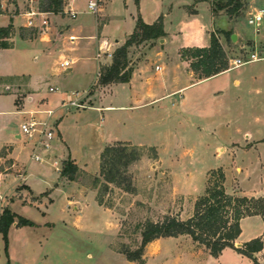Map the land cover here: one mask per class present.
I'll return each mask as SVG.
<instances>
[{"label": "rangeland", "instance_id": "obj_1", "mask_svg": "<svg viewBox=\"0 0 264 264\" xmlns=\"http://www.w3.org/2000/svg\"><path fill=\"white\" fill-rule=\"evenodd\" d=\"M124 1L128 6V14L122 18L119 13L115 16V11H119L124 3H108L114 10L112 16H115L108 34L112 40L133 30V19L140 17L141 0ZM166 1L165 7L172 9L167 22L170 31H178L181 24H187L188 32L200 31L203 37L208 38L205 29H211L210 2H203L196 7L199 12L197 17L184 20L182 5L189 0ZM240 1L243 5L240 15L230 17L225 11L220 12L209 33L214 34L225 47L229 64L222 73L229 71V79L243 77V86L232 89L225 79L187 87L188 73L176 63L174 48L169 44L161 53L154 50L148 53L151 46H158V40L131 47L128 58L132 70L134 68L130 59H144L148 54L141 86H145L148 77L152 80L149 86L157 93L154 102L143 93L132 95L123 87L114 89L101 102L108 90L93 87L86 98L85 109H64L53 117L56 139L49 163L41 164L29 158L28 167L20 171L23 181L18 179L17 174H9L2 179L0 194L6 197H11L18 189L30 190L31 197L27 199L32 205L16 203L12 209L38 225L21 229L11 226L8 232V254L10 248L16 258L25 253L30 256L29 264H140L128 261L120 250L128 247L134 251L140 247L142 237L139 226L147 221L160 222L166 217L186 220L191 217L196 200L206 192L210 171L219 168L224 171L225 188L231 195H264V61H249L253 53L259 56L258 61L263 58L261 48L264 46V37H258L257 45L253 37L255 34L262 35L264 25L253 27L247 22L250 15L264 8V0ZM27 2L30 8L39 6L36 0ZM155 2L147 0L145 9L155 7ZM87 4L88 0H83L76 8L87 11ZM193 8L188 7L189 14L195 12ZM11 10L12 6H9L8 12H0V27L13 24L19 29L27 23V18L12 16ZM94 17L95 14L90 12L89 15L80 16L78 21H91ZM40 18L36 17L38 24ZM46 19L49 22V18ZM44 29L38 25L30 30H36L37 36ZM236 30L240 40L233 44L228 34H234ZM93 33L87 31L82 36ZM16 37L20 40L18 33ZM88 42L80 41L86 46ZM93 50L94 47L88 45V51L82 56L93 57ZM190 50L183 49L180 53L182 58L183 55L189 57ZM232 59H242L246 63L236 68L230 64ZM54 63L40 62L35 70H31L34 83L30 91L36 100L57 99L53 103L56 106L59 99L67 100L69 96H60L49 90L50 87H57L56 77L62 73ZM97 66V62L91 60L79 62L76 66V75L82 81L79 84L80 93L84 92V82L96 79ZM157 66L162 70L156 71ZM195 77L198 78L197 75ZM178 88H183L182 92L175 93ZM169 94H172L171 97ZM4 119L11 135L20 130L21 115L15 113L3 117L0 112V128L4 126ZM246 134L263 140L249 147L251 140ZM110 138L131 146L155 148L157 151L156 159L152 157L153 152L147 151L127 169V176L136 193H127L110 185L105 201L113 207H101L112 211L115 218L99 212L96 199L84 192L76 182L66 179L59 181L60 168L56 169L53 165L55 159L59 162L70 159L89 174L96 175L100 169V156L106 148L104 144ZM23 146L31 154L29 147L24 143ZM220 148L223 149L219 151ZM60 165L62 167V162ZM237 166L241 172L236 170ZM2 169V175L12 171L8 162ZM32 197L41 198V201L32 200ZM69 199L75 202L78 210L69 208ZM24 244L26 247L23 250ZM2 246L6 255V243L0 234ZM207 254H210L209 250L194 242L190 236L159 238L144 249L142 264H200V259Z\"/></svg>", "mask_w": 264, "mask_h": 264}, {"label": "crops", "instance_id": "obj_2", "mask_svg": "<svg viewBox=\"0 0 264 264\" xmlns=\"http://www.w3.org/2000/svg\"><path fill=\"white\" fill-rule=\"evenodd\" d=\"M27 1L34 2V0H0L1 13L4 11L8 12V7L12 6V10H11L12 16H24L27 18V23L23 24L21 27H19V29L13 25L16 30V33L13 39L11 40L13 43V47L10 49H0V112L2 113L3 117L13 116L15 115V113H18L19 115L22 116L21 123H23L25 119L29 118L28 112H37V111L52 109L55 110V115H56L58 112L64 110L60 107V103L63 100V98L59 99L58 104L54 106L53 103L57 100L55 98L54 99L40 98L36 100L32 96L33 92L30 91V86L34 83V75H33L34 73L31 72L32 69L35 70L40 62L42 63H46V61L55 62L54 64L57 66L58 70L60 69L62 71V73L56 77L57 87L55 88L54 92L59 93L60 96H62V94L65 95L68 94V96L70 97L71 92H74L76 90H77L76 92H79L80 90L79 84H81L82 82L81 77L76 75L77 72L76 66L78 65V63L84 62L85 60L95 61L98 64L97 71H99V69H101L104 66H109L112 63L113 57L109 58L108 54L113 55L114 52L119 47L125 44L128 38L133 34L136 27V21L138 19V18L133 19V21H135L133 30L132 29L129 30L127 33L124 34L123 37H115L114 40H112L108 37V34H110L109 32L110 28L112 24L115 22L114 20L115 16L119 13L118 15L122 18L128 14V8H127L128 6L124 0H99L100 4H99L98 13L95 14L94 20L92 19L91 21H85V20L78 21L80 16L90 14V11L88 12V9L86 11V10H78L76 8L83 0H66L67 6L65 8L64 15L40 12L39 6L38 8H34V7L30 8L27 6L28 3ZM36 1L39 3V0ZM146 1L147 0H141L140 2V11H139L140 17L143 19V21L146 24L149 25L154 24L160 17H162L164 31H165V36L163 38L164 42L161 43L160 40H158V46H153V47L151 46L148 53H151L152 50L156 51L157 53H161L163 52L162 49L164 50L165 46L168 44L171 47H173L177 60L176 63L179 65V67L184 68L188 73L189 83L187 87H191L192 85L199 86L201 84L208 83L209 81L210 82L223 81L225 79L227 81L228 87H232V89H239L243 86L244 83L243 82L244 79H242L243 77L241 78L235 77L234 79L233 78L229 79V73H230L229 71H227L226 73H221L219 75L213 76L208 79L196 78L195 74L193 73L190 67L189 62L183 59L180 54L183 49L207 48L210 46L211 35L209 31L212 30L213 26H215L214 20H216L215 18L217 17V15L213 13L211 8L212 3L215 0H193V1L189 0V1H184L182 5V8L184 10L183 13L184 15L182 16V18L186 20L198 16L199 12L196 9L198 5H201L203 2H207V1L210 2L211 29L210 30L208 28L205 29L209 35L208 38L203 37L204 35L200 31H196L194 33L188 32L186 28L187 24L185 25L181 24L180 29L178 31L177 30L170 31L167 26V22L171 18L170 15L172 9H167L165 7L167 1L156 0L155 7L152 6L151 9H145ZM110 2L112 4L120 3L122 5L124 3V5L119 9V11L117 12L115 11V16H112L114 10H112L108 5V3ZM191 6H194L193 9L195 12L189 14L187 10L188 7ZM32 10L39 11L40 13H42V15L40 16L41 20L39 24L36 18L33 19L35 25L34 27L29 26V20H30L29 14ZM69 11H73L77 14L75 19L70 17ZM46 18H49L50 24L48 22V26L45 27L44 31L43 32L40 31V33L35 38L22 39L20 36V40L17 39L16 34L18 33L20 35L21 28L34 29L38 27V25L41 27L42 20ZM226 23L228 24V21H226ZM87 31L88 32L92 31L94 33L91 35L89 34L88 36H82L83 33ZM237 33L239 34V32L236 30V33L234 34L237 35L238 37L237 41H239L240 37ZM258 37L259 38L264 37V29L262 35L258 36L255 34V36L253 37V40L255 41L256 45L257 42H259ZM83 40L89 41L87 43V46L80 43V41ZM220 43L222 44L223 48H225L223 43L222 42ZM232 43L234 44L236 42H232ZM88 45H92L94 47V50L92 51V53H94L93 57L82 56L88 51ZM159 45H161L162 48H160ZM261 49H262L261 53L263 54V58L260 61H255L254 63L264 61V46ZM100 50H103V52L106 53L100 60H98L96 58V55L99 53ZM147 57L148 54L144 59L142 58L130 59L134 70L132 73L131 80L128 83L98 86L96 85L97 84L96 79L93 78L88 82H84L83 87L81 86L83 88L82 90L84 92H87L93 87L108 90V92L104 94V97L101 101L103 102L108 97V94L111 95L113 93L114 89L116 90L119 87H123L127 90L128 93H131L132 95H135L136 93H143V95L146 96L147 99L152 100V102H154V97H156L157 93L152 88V86H149L151 85L152 80L148 77L145 81L146 82L145 86L144 87L141 86L142 83L144 82L143 77L145 73H143V71L146 66V61H148ZM64 60H70L72 62L71 68L67 71L62 70V68L60 67V63ZM167 60L169 61V58H167ZM161 70H162L161 67L159 66L156 67V71H161ZM182 89L183 88H178V90H176L175 93L182 92ZM171 95L172 94H169L170 97ZM110 108L112 107H107V109ZM6 124L7 122L4 119V126L0 128V175H1L0 181L2 183V179L9 174H17L18 179L20 181H23L24 178L23 176L22 177L20 176L22 175L20 171L28 167L30 163L29 162L30 152L26 151L27 149H25L22 140L19 138L20 130L16 133H13V135H11V131L8 129V125ZM246 137L251 140V144L249 147L255 146L257 143H260L263 140V139H254L251 134L250 135L246 134ZM117 142H123V141L110 138L108 139V141L105 142L104 148L109 145H113L114 143ZM222 149L223 148H220L219 151H221ZM3 150H5V153H3ZM65 160L68 159H64L61 162L63 163V161ZM7 162L9 163V168H11L12 171L10 173L2 175L3 174L2 168ZM61 162L55 159L53 163L56 169L60 168L59 181L61 179H66L61 177V169H62L60 165ZM48 163H41V164H48ZM78 167L81 170L85 171L87 174H89L84 168H81L80 166ZM236 170L238 172H241V168L239 166L236 167ZM99 173H100V169L98 174L96 175L89 174V175L97 176L99 175ZM71 182H76L77 184H79L84 192L90 193L93 196L94 200L96 199V191L90 189L89 187L84 186L81 182L78 181H71ZM1 188L2 185L0 189ZM23 190L25 192H21ZM23 190L18 189L17 193L12 195L11 197H6L5 194H0V196L3 197V199L0 200V217L3 213V210L9 209L17 216L24 218L23 216H21L19 213H17L12 209V206L16 203H21V205L23 206L27 204L32 205L31 203H29L27 199L28 197H31L30 190L28 188H25ZM24 193H26L27 196H25ZM234 195L246 196L249 198L251 197L264 198V195H260V194L247 196L244 194L241 195L234 193ZM40 199L41 198L36 199L32 197V200H40ZM5 200L6 203H4ZM68 203L70 209L71 207H73L75 210L79 209L77 205H75V202L72 199H69ZM97 210L103 214L110 215L113 218H115L112 211L101 207L99 204L97 206ZM36 226L38 225L34 223L33 227ZM12 227L14 229H19V228L21 229V227L18 226V222H15L12 225ZM241 230H242L241 235L235 242L236 248H242L244 244L256 238H261L264 243V220L261 216H252L242 219ZM25 247L26 246L24 244L22 249L24 250ZM3 254H4V247L2 246L0 247V264L30 263V256H27L25 253H23L22 256L16 258L12 248L9 249L8 255L4 254L3 256ZM255 257L258 264H264V248L261 252L257 253ZM245 263L256 264L252 259L238 253L236 250L232 248H226L225 250H223V252L219 255V257H213L210 254H207L204 258L200 259V264H245Z\"/></svg>", "mask_w": 264, "mask_h": 264}, {"label": "trees", "instance_id": "obj_3", "mask_svg": "<svg viewBox=\"0 0 264 264\" xmlns=\"http://www.w3.org/2000/svg\"><path fill=\"white\" fill-rule=\"evenodd\" d=\"M66 6V0H39V10L43 13L64 15ZM242 9L243 5L240 0H218L212 3V11L215 15L225 11L230 17L239 16ZM15 33L13 24L0 27V49L13 47L11 40ZM232 35L228 34L230 37ZM20 36L22 39H33L36 37V30L21 28ZM164 36L162 17L151 25L146 24L139 17L133 34L123 46L114 52L112 63L101 68L102 76L98 86L128 83L133 73V70L129 68L130 48L145 41L161 40ZM190 52L189 57L183 55V58L190 61V67L199 79L211 78L228 69L229 62L226 52L214 34L211 35L209 47L193 48ZM147 151L153 152L152 157L157 158L155 148L131 146L124 142H118L115 145L107 146L102 152L98 177L85 173L70 159L63 161L61 177L69 181L81 182L84 186L96 191L97 203L112 209L113 206L105 201V195L109 191L110 185L121 188L127 193H136L131 179L127 176V169L139 161ZM225 182L226 175L221 168L210 171L206 192L196 200L195 210L191 217L186 220L166 217L160 222H145L139 226L142 237L140 247L134 251L125 247L120 250V253L128 261L142 264L144 263L142 258L144 249L153 241L159 238H177L187 235L197 244L206 247L213 257H219L223 250L232 248L258 264L255 255L264 248L261 238L247 242L242 248H236L235 242L242 232V219L261 216L264 220V198L231 195L226 191ZM16 219H18L19 227L34 226L33 222L17 216L11 210H3L0 217V233L6 243L7 255L8 232Z\"/></svg>", "mask_w": 264, "mask_h": 264}, {"label": "built area", "instance_id": "obj_4", "mask_svg": "<svg viewBox=\"0 0 264 264\" xmlns=\"http://www.w3.org/2000/svg\"><path fill=\"white\" fill-rule=\"evenodd\" d=\"M99 0H88L87 9L93 14H97L99 10ZM30 20L29 26L34 27L33 19L41 16L42 13L39 11L32 10L30 12ZM69 15L71 18L75 19L77 14L73 11H69ZM248 25L253 27H258L264 22V8H260L254 14L250 15L247 19ZM48 20L43 19L41 27H47ZM106 52L100 50L99 53L96 55V58L100 60ZM109 58H112V54H108ZM259 60V56L256 53H253L249 56L250 62H255ZM246 61L242 59H232L230 60V64L233 67H240L243 66ZM72 62L70 60H64L60 63V67L67 71L71 68ZM102 76V71L99 69L96 77V85ZM95 85V86H96ZM50 92H54L55 89L50 87ZM90 94L89 91L87 92H71L70 97L66 100L63 99L60 103V107L62 109H76L81 110L86 108V98ZM29 118L25 119L20 126V134L19 138L23 141V143L30 148L31 154L30 158L33 161L40 162V163H48L50 160L52 148L54 146V142L56 139V132L52 125V120L55 115V110L47 109L37 112H28ZM22 177V175H20ZM2 183L0 181V187ZM3 197L0 196V200Z\"/></svg>", "mask_w": 264, "mask_h": 264}, {"label": "water", "instance_id": "obj_5", "mask_svg": "<svg viewBox=\"0 0 264 264\" xmlns=\"http://www.w3.org/2000/svg\"><path fill=\"white\" fill-rule=\"evenodd\" d=\"M231 40H232V42H237V40H238V37H237V35H236V34H233V35H232V37H231ZM160 42H161V43H163V42H164V40H163V39H161V40H160Z\"/></svg>", "mask_w": 264, "mask_h": 264}]
</instances>
